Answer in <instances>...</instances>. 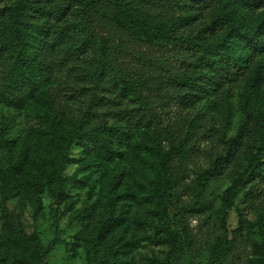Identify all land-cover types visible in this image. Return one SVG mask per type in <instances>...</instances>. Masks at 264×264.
Returning <instances> with one entry per match:
<instances>
[{
  "label": "trees",
  "instance_id": "1",
  "mask_svg": "<svg viewBox=\"0 0 264 264\" xmlns=\"http://www.w3.org/2000/svg\"><path fill=\"white\" fill-rule=\"evenodd\" d=\"M61 2V7H55ZM76 20L83 39L68 51ZM59 24L68 30L58 29ZM96 46L103 59L94 93L85 87L79 92L89 96V107L81 113L63 109L55 87L62 69L79 68L76 63L86 53L97 52ZM171 52L177 58L169 61ZM240 80L244 113L229 148L242 158L237 177L223 196L225 221L245 188L264 183V0H0V104L21 114L25 122L17 163L5 170L0 160V209L25 247L20 250L19 242L0 240V264H46L58 239L47 247L37 235L26 233L8 213L4 194L15 189L25 198H36L37 187L29 181L40 183L49 176L44 173L51 165L48 149L54 148L65 159L75 146L93 155L92 168L101 174L109 198L105 208L111 217L96 226L89 264H135L129 252L137 239L105 254L102 244L116 238L117 215L126 216L137 208L148 209L172 232L167 194L177 180L171 159H165L157 146V137L131 139L132 129L141 132L150 127L152 99L166 81L186 103L196 104L220 85ZM100 94L104 96L97 99ZM111 96L132 104L115 116L113 124L95 111ZM193 129L191 123L175 153H190L184 146ZM126 152L136 154L139 162L131 160L130 170L120 171L117 166ZM228 163L218 155L205 164L193 208H205L208 183L222 177ZM41 187L51 189L49 178ZM121 218L120 222L126 221ZM188 244L183 237L177 238L178 257ZM232 247L233 241L224 233L198 264H223ZM251 264L262 263L253 260Z\"/></svg>",
  "mask_w": 264,
  "mask_h": 264
},
{
  "label": "rangeland",
  "instance_id": "2",
  "mask_svg": "<svg viewBox=\"0 0 264 264\" xmlns=\"http://www.w3.org/2000/svg\"><path fill=\"white\" fill-rule=\"evenodd\" d=\"M62 3L54 5L61 7ZM72 25L75 28L69 33L68 51H72L83 39L80 22L76 20ZM62 28L59 24L58 29ZM97 46V52L86 53L76 63L79 68L62 69L55 87L63 109L81 113L89 107V96H81L79 92L85 87L94 93L97 69L103 59V53L98 52ZM174 58L177 55L171 52L168 60ZM242 91L243 80L222 84L198 103L189 104L180 98L181 94L176 93L172 84L167 81L163 84L152 99L154 118L150 127L141 132L133 128L131 139L144 141L154 135L164 158L171 159L170 164L175 169L173 179L177 180V185H173L167 194V205L173 221L172 232L148 209L137 208L126 216L117 215L119 232L116 238H107L102 244L103 254L113 249L121 250L129 239L135 238L138 244L131 247L129 252L130 256L135 257V264H198L205 261L208 247L216 237L227 233L233 247L223 264H251L253 260L264 264V183L245 188L226 221L222 215L224 193L237 177L242 158V154L234 155L229 148V140L237 135L238 123L244 113ZM113 93L118 95L116 91ZM103 96L100 94L97 99ZM112 97L107 98L105 106L95 107V111L110 124L114 123L115 116L122 109L132 108V104L124 99ZM191 123L194 129L184 146V151L189 149L190 153L187 156L183 152L177 154L173 149L187 135ZM24 131L23 116L0 104V160L3 169L9 170L17 163L16 149L20 146ZM48 150L51 165L50 170L45 169L44 173L49 176L40 179V183L29 181L37 187V197L25 198L18 190L7 189L4 202L8 213L26 233L37 235L47 247L58 239L47 254L46 264H89L88 249L96 226L111 217L105 208L109 202L106 185L102 182L101 174L92 168L94 157L85 148L75 146L65 159L59 158L54 148ZM218 155L228 159V168L222 177L208 183L204 193L206 206L200 211L193 205L200 193L203 167ZM124 158L117 166L120 171H124V168L130 170L131 160L139 162L137 155L131 152H126ZM135 169L138 171L139 168ZM48 178L51 189L44 190L41 185ZM2 200L0 194V203ZM121 217H126V221L120 222ZM179 220L180 225L177 223ZM14 228L0 209V240L17 241L21 250L25 244L16 239ZM179 237L189 243L181 257L177 254Z\"/></svg>",
  "mask_w": 264,
  "mask_h": 264
}]
</instances>
